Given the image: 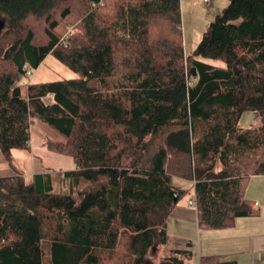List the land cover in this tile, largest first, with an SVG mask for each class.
<instances>
[{"label":"trees","instance_id":"1","mask_svg":"<svg viewBox=\"0 0 264 264\" xmlns=\"http://www.w3.org/2000/svg\"><path fill=\"white\" fill-rule=\"evenodd\" d=\"M0 17L4 159L15 168L38 120L75 163L0 177V264H148L161 248L157 264H192L191 249L166 247L185 193L173 177L195 181L202 228L256 212L246 188L264 175V0H230L188 56L181 0H0ZM49 54L78 76L25 81L24 65L34 74ZM246 111L259 128L239 126Z\"/></svg>","mask_w":264,"mask_h":264},{"label":"crops","instance_id":"2","mask_svg":"<svg viewBox=\"0 0 264 264\" xmlns=\"http://www.w3.org/2000/svg\"><path fill=\"white\" fill-rule=\"evenodd\" d=\"M49 130L53 128L40 121L31 126L32 147L12 150L15 168L7 163L0 151V177L18 172L26 179L31 177V182L38 174L73 170L75 163L71 157L49 148V141L63 140L59 133L50 134ZM172 183L189 193L175 205L167 220V248L191 249L192 264L194 260L200 264L203 256L214 255L236 260L238 264H264V175L250 177L246 188V197L252 201L256 212L239 217L233 226L222 229L199 226L197 208L189 204L196 198L195 181L173 177Z\"/></svg>","mask_w":264,"mask_h":264},{"label":"rangeland","instance_id":"3","mask_svg":"<svg viewBox=\"0 0 264 264\" xmlns=\"http://www.w3.org/2000/svg\"><path fill=\"white\" fill-rule=\"evenodd\" d=\"M211 1V5H208L205 0H181L183 46L187 56L194 52L200 40L202 39L204 32L207 30L209 24L215 19L216 15L219 14L230 3V0ZM204 60L210 62L218 68H226V63L223 60ZM77 76L78 74L75 71L62 63L54 55L49 54L39 65V67L34 69V74L30 78H25V81L30 80L31 82L41 83L61 79H71L76 78ZM37 122L39 121L34 120V124ZM261 124L262 118L256 111L244 112L239 120V126L244 129H256L259 128ZM36 128L37 127H35V129ZM54 131L58 135V132L54 129L51 131L49 130L48 132L53 134ZM30 179L31 177L27 178V181H30ZM188 193L189 191H185L178 202L187 198ZM117 251L121 252V247H119ZM165 253V248L151 251L149 253L150 262L148 264H157L163 258ZM193 264H197V260H194Z\"/></svg>","mask_w":264,"mask_h":264},{"label":"water","instance_id":"4","mask_svg":"<svg viewBox=\"0 0 264 264\" xmlns=\"http://www.w3.org/2000/svg\"><path fill=\"white\" fill-rule=\"evenodd\" d=\"M194 75L196 76V70L194 69ZM212 73L215 75V76H218V77H224V78H227L229 77L230 73L224 69H221V68H216L214 70H212Z\"/></svg>","mask_w":264,"mask_h":264},{"label":"built area","instance_id":"5","mask_svg":"<svg viewBox=\"0 0 264 264\" xmlns=\"http://www.w3.org/2000/svg\"><path fill=\"white\" fill-rule=\"evenodd\" d=\"M205 2L208 4V5H211L212 1L211 0H205ZM24 68L27 70V74L29 75H33V72L30 68L27 67V65H24ZM175 195H177V193H175ZM189 204L194 206L195 208H197V201H196V198L192 199L189 201Z\"/></svg>","mask_w":264,"mask_h":264}]
</instances>
